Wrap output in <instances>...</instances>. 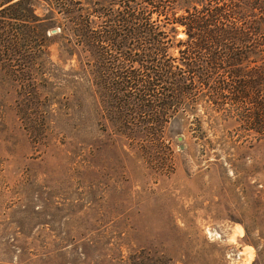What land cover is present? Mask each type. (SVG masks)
<instances>
[{
	"label": "rangeland",
	"instance_id": "rangeland-1",
	"mask_svg": "<svg viewBox=\"0 0 264 264\" xmlns=\"http://www.w3.org/2000/svg\"><path fill=\"white\" fill-rule=\"evenodd\" d=\"M1 19L0 264H264V136L200 112L132 143L76 55L30 60L43 23Z\"/></svg>",
	"mask_w": 264,
	"mask_h": 264
},
{
	"label": "trees",
	"instance_id": "trees-1",
	"mask_svg": "<svg viewBox=\"0 0 264 264\" xmlns=\"http://www.w3.org/2000/svg\"><path fill=\"white\" fill-rule=\"evenodd\" d=\"M4 18L43 23L31 61L52 64L53 43L66 61L76 55L74 75L95 85L101 118L132 143L200 129V112L264 136V0H0Z\"/></svg>",
	"mask_w": 264,
	"mask_h": 264
},
{
	"label": "water",
	"instance_id": "water-1",
	"mask_svg": "<svg viewBox=\"0 0 264 264\" xmlns=\"http://www.w3.org/2000/svg\"><path fill=\"white\" fill-rule=\"evenodd\" d=\"M52 32H56V30L53 29ZM181 139H182V137L181 136H178V140H181Z\"/></svg>",
	"mask_w": 264,
	"mask_h": 264
}]
</instances>
